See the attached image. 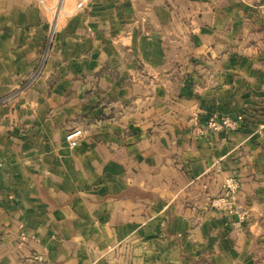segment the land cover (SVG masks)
<instances>
[{"label": "crops", "instance_id": "obj_1", "mask_svg": "<svg viewBox=\"0 0 264 264\" xmlns=\"http://www.w3.org/2000/svg\"><path fill=\"white\" fill-rule=\"evenodd\" d=\"M77 1L0 0V264H264V0Z\"/></svg>", "mask_w": 264, "mask_h": 264}, {"label": "built area", "instance_id": "obj_2", "mask_svg": "<svg viewBox=\"0 0 264 264\" xmlns=\"http://www.w3.org/2000/svg\"><path fill=\"white\" fill-rule=\"evenodd\" d=\"M45 1L46 0H39V2L42 5L45 4ZM87 1L88 0H80L79 9H86ZM241 118L242 117H239V119ZM237 122H238V117H235L234 121L228 118H222V119L215 118L210 121V124L207 123L206 132L210 133V131L225 129L231 125L237 124ZM82 132L83 131L80 128V129L71 131L69 134H67V139L70 141L72 146H75L76 144L75 139L79 137ZM0 174H1V169H0ZM239 189H240V180H238L237 178L229 179L225 185V193H224V196L222 197L223 204L230 208L238 205L239 200H238L236 193L238 192Z\"/></svg>", "mask_w": 264, "mask_h": 264}, {"label": "rangeland", "instance_id": "obj_3", "mask_svg": "<svg viewBox=\"0 0 264 264\" xmlns=\"http://www.w3.org/2000/svg\"><path fill=\"white\" fill-rule=\"evenodd\" d=\"M38 1H39V0H38ZM45 2H46V1H45ZM39 3H40V2H39ZM79 3H80V1H77L76 5L74 6V10H75V9H79ZM40 4H41V3H40ZM41 5H42V4H41ZM43 6H46V3L43 4L42 7H43ZM236 117H238V122H237V124H235V125H231V126L225 128V129L215 130V131H234V130L238 129V128L240 127V125L244 122L243 119H245V118H244L243 115H237ZM239 117H242V118L239 119ZM215 118H216V119L228 118V119L234 121V117H230V116H228V115H226V116L213 115V116H211V117L206 121L204 127L201 126V127H202V132H204V133H203V136H206V135L209 134V133L206 132V126H207V123L210 124V121H211L212 119H215ZM242 120H243V121H242ZM241 122H242V123H241ZM240 123H241V124H240ZM76 129H80V127H73L70 131L67 132V134H69L71 131H74V130H76ZM81 129H82V128H81ZM82 131H83V129H82ZM210 132H212V131H210ZM84 135H85V133H84V131H83V132L81 133V135L75 139V142H76L75 146H76V145L78 144V142L84 137ZM66 139H67V136H66ZM67 140H68V139H67ZM68 141H69V140H68ZM69 143H70V141H69ZM70 144H71V143H70ZM71 146H72V145H71ZM0 169H1V166H0ZM232 178H234V177H229L228 179H226V181H225V183H224V185H223V187H222V188H223L222 196H221V199H220L219 201H222V197L224 196V193H225V185H226L227 181H228L229 179H232ZM239 191H240V189H239L238 192L236 193L237 197L239 196ZM238 200H239V199H238ZM215 206H216V205H215ZM221 207L227 209V210H228L229 212H231V213H236V211H238V209H239V206H238V205H236V206L230 208V207L224 205L223 202H222Z\"/></svg>", "mask_w": 264, "mask_h": 264}]
</instances>
